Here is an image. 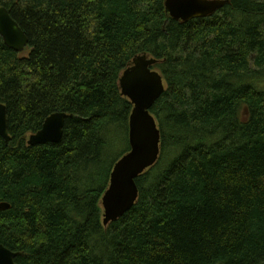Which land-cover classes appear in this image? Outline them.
Listing matches in <instances>:
<instances>
[{
	"label": "trees",
	"instance_id": "1",
	"mask_svg": "<svg viewBox=\"0 0 264 264\" xmlns=\"http://www.w3.org/2000/svg\"><path fill=\"white\" fill-rule=\"evenodd\" d=\"M165 1L0 0L30 50L0 36V245L16 264H264V0L187 23ZM143 54L166 82L151 109L160 159L104 227L130 150L119 80ZM54 113L68 115L61 141L29 147Z\"/></svg>",
	"mask_w": 264,
	"mask_h": 264
},
{
	"label": "water",
	"instance_id": "2",
	"mask_svg": "<svg viewBox=\"0 0 264 264\" xmlns=\"http://www.w3.org/2000/svg\"><path fill=\"white\" fill-rule=\"evenodd\" d=\"M227 4L225 0H166L165 9L169 16L183 23L215 14ZM0 36L5 45L21 54L29 45V39L10 11L0 7ZM158 60L147 54L135 57L119 80L121 95L133 105L129 119L130 150L115 164L108 189L102 198L103 225L119 221L137 203L139 189L136 180L153 168L160 159L161 131L151 109L165 92V79L161 73L152 70ZM68 115L54 113L49 116L41 130L29 137V147L59 143L63 137ZM0 137L9 145L7 108L0 103ZM11 208L0 203V210ZM20 253L0 245V264H16Z\"/></svg>",
	"mask_w": 264,
	"mask_h": 264
},
{
	"label": "rangeland",
	"instance_id": "3",
	"mask_svg": "<svg viewBox=\"0 0 264 264\" xmlns=\"http://www.w3.org/2000/svg\"><path fill=\"white\" fill-rule=\"evenodd\" d=\"M30 53V50L29 49H26L22 54L21 56L22 57H27ZM261 89L264 90V83L261 85Z\"/></svg>",
	"mask_w": 264,
	"mask_h": 264
}]
</instances>
